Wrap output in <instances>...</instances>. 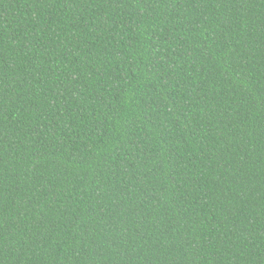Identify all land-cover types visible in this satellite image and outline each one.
Returning a JSON list of instances; mask_svg holds the SVG:
<instances>
[{
  "label": "trees",
  "instance_id": "obj_1",
  "mask_svg": "<svg viewBox=\"0 0 264 264\" xmlns=\"http://www.w3.org/2000/svg\"><path fill=\"white\" fill-rule=\"evenodd\" d=\"M0 264H264V0H0Z\"/></svg>",
  "mask_w": 264,
  "mask_h": 264
}]
</instances>
